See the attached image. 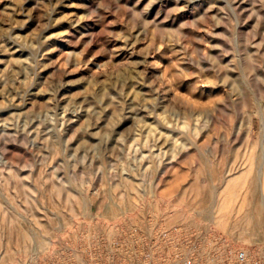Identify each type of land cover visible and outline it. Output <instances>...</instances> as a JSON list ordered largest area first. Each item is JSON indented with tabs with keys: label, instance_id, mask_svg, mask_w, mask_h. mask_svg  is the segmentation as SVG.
<instances>
[{
	"label": "rangeland",
	"instance_id": "obj_1",
	"mask_svg": "<svg viewBox=\"0 0 264 264\" xmlns=\"http://www.w3.org/2000/svg\"><path fill=\"white\" fill-rule=\"evenodd\" d=\"M0 264H264V0H0Z\"/></svg>",
	"mask_w": 264,
	"mask_h": 264
},
{
	"label": "built area",
	"instance_id": "obj_2",
	"mask_svg": "<svg viewBox=\"0 0 264 264\" xmlns=\"http://www.w3.org/2000/svg\"><path fill=\"white\" fill-rule=\"evenodd\" d=\"M240 260H241V261L243 260V256H240Z\"/></svg>",
	"mask_w": 264,
	"mask_h": 264
}]
</instances>
